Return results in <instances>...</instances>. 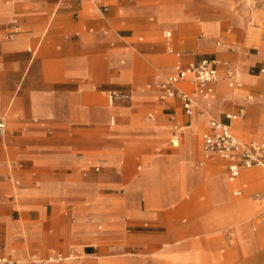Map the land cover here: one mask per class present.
<instances>
[{"label":"crops","instance_id":"0c3cea01","mask_svg":"<svg viewBox=\"0 0 264 264\" xmlns=\"http://www.w3.org/2000/svg\"><path fill=\"white\" fill-rule=\"evenodd\" d=\"M234 1L0 0V257L30 264L56 250L67 258L52 264H217L196 232L235 222L248 206L231 188L238 196L241 181L262 174L241 168L230 179L221 158L194 167L211 120L264 139V35L230 14ZM202 58L217 60L215 97L188 115L156 84ZM109 90L130 98L110 105Z\"/></svg>","mask_w":264,"mask_h":264},{"label":"built area","instance_id":"2783aa9c","mask_svg":"<svg viewBox=\"0 0 264 264\" xmlns=\"http://www.w3.org/2000/svg\"><path fill=\"white\" fill-rule=\"evenodd\" d=\"M94 1L98 2L99 0ZM12 26L13 29L8 32L7 37H11L16 32L14 22H12ZM223 65L225 66L226 75L230 78L233 77L237 70L236 66L228 61L223 62ZM187 78H190L193 84V89L190 91L178 87L179 82ZM217 79V60L215 58H202L197 62H190L186 65L177 64L174 71L158 82L156 87L160 90L161 99H178L183 111L190 115L199 98L208 100L215 97L214 84ZM106 98L108 104L112 105L117 101L128 100L130 95L118 90H109L106 92ZM227 118L235 119L237 115L228 114ZM113 119V116H111V123H113ZM210 127V131L202 133L201 158L194 166L196 169L202 167L207 160L212 158H221L227 161L230 179L237 177L241 168H264V139L241 140L233 134L228 123L219 120H211ZM5 130V118L0 116V135H3ZM178 137L179 128H175L171 138L173 145L178 143ZM137 169H140V167L138 166ZM257 196L260 197L259 194ZM226 233L228 238L232 237L231 230H227ZM66 258L60 252L50 250L45 258L31 256L26 261L30 264H52L61 262ZM0 264H19V262L2 256L0 257Z\"/></svg>","mask_w":264,"mask_h":264},{"label":"rangeland","instance_id":"374dc122","mask_svg":"<svg viewBox=\"0 0 264 264\" xmlns=\"http://www.w3.org/2000/svg\"><path fill=\"white\" fill-rule=\"evenodd\" d=\"M258 2L260 6L261 2L259 0ZM232 8L237 11L230 12L232 16L240 19L242 18L246 21V26L248 27L256 26L260 34L263 33L264 35V6L256 7L246 0H236L233 2ZM158 15L161 25H168L172 20L168 12H159ZM227 27H230V25L227 24ZM167 30L169 31L168 33H170L171 30ZM165 31L166 30H164V32L162 31V34L166 39L174 35V31H171V37H166ZM216 41H221V39L218 38ZM200 99L205 100L203 98H199L198 100ZM115 125L116 123L113 125V128ZM201 131L202 129L198 131V134ZM169 137L168 135L164 141L153 145V151H156L157 148L167 146L166 144ZM249 169H258L262 173L254 179L255 184L248 179L241 181L242 192L238 196L233 195V187L230 190V195L233 200L244 201L248 207L240 209L239 217L233 223L225 222L219 228H205L203 232H196L198 235L202 233V238L205 241L204 247L209 249L214 248L218 254L221 255L217 264H264V183H262L264 181V169L259 167H252ZM258 194L262 198L258 197ZM227 230L233 231V236L231 238H227ZM250 237L255 238L258 244L247 247V249L241 248L239 242L243 239H249ZM198 238L201 237L199 236Z\"/></svg>","mask_w":264,"mask_h":264},{"label":"bare ground","instance_id":"6f19581e","mask_svg":"<svg viewBox=\"0 0 264 264\" xmlns=\"http://www.w3.org/2000/svg\"><path fill=\"white\" fill-rule=\"evenodd\" d=\"M248 3H251V4H254L256 7L258 6V7H260V6H264V0H259L261 3H260V6H259V2H258V0H246ZM170 17V16H169ZM165 18V17H164ZM163 18V19H164ZM160 19V18H159ZM162 19V20H163ZM171 19V18H170ZM163 23V22H162ZM166 32V37H170V35H171V33H168L169 31L168 30H166L165 31ZM202 43V42H201ZM238 76H240V74L238 75ZM208 100H212V99H208ZM197 103V102H196ZM112 125V124H111ZM250 173V172H249ZM243 177H244V175H242Z\"/></svg>","mask_w":264,"mask_h":264}]
</instances>
